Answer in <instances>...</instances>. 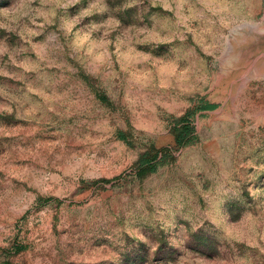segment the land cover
Wrapping results in <instances>:
<instances>
[{
  "label": "rangeland",
  "instance_id": "374dc122",
  "mask_svg": "<svg viewBox=\"0 0 264 264\" xmlns=\"http://www.w3.org/2000/svg\"><path fill=\"white\" fill-rule=\"evenodd\" d=\"M0 264H264V0H0Z\"/></svg>",
  "mask_w": 264,
  "mask_h": 264
},
{
  "label": "trees",
  "instance_id": "16d2710c",
  "mask_svg": "<svg viewBox=\"0 0 264 264\" xmlns=\"http://www.w3.org/2000/svg\"><path fill=\"white\" fill-rule=\"evenodd\" d=\"M213 104H205L202 106V109H211L214 108ZM185 117L180 121L183 122L179 127L174 125V143L177 147H183L186 144L190 143L195 137L194 130L189 126V122L185 123ZM167 153L165 148L156 149L153 151H147L140 155L137 165L133 170V175L137 177H145L148 174L154 173L157 171L158 166L165 160ZM16 252L21 250L22 246H17Z\"/></svg>",
  "mask_w": 264,
  "mask_h": 264
}]
</instances>
